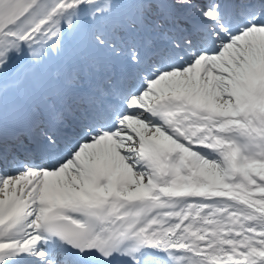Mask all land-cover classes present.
I'll return each instance as SVG.
<instances>
[{
    "label": "snow or ice",
    "instance_id": "snow-or-ice-1",
    "mask_svg": "<svg viewBox=\"0 0 264 264\" xmlns=\"http://www.w3.org/2000/svg\"><path fill=\"white\" fill-rule=\"evenodd\" d=\"M0 264H264V0H0Z\"/></svg>",
    "mask_w": 264,
    "mask_h": 264
}]
</instances>
